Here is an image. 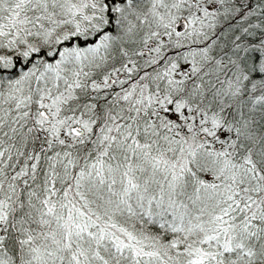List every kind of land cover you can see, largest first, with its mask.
<instances>
[{"label":"snow or ice","instance_id":"obj_1","mask_svg":"<svg viewBox=\"0 0 264 264\" xmlns=\"http://www.w3.org/2000/svg\"><path fill=\"white\" fill-rule=\"evenodd\" d=\"M0 264H264V0H0Z\"/></svg>","mask_w":264,"mask_h":264}]
</instances>
